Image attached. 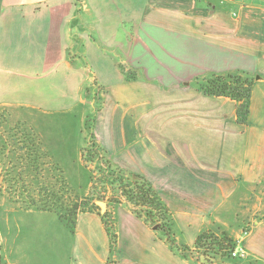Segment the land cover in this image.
<instances>
[{
    "label": "crops",
    "instance_id": "obj_1",
    "mask_svg": "<svg viewBox=\"0 0 264 264\" xmlns=\"http://www.w3.org/2000/svg\"><path fill=\"white\" fill-rule=\"evenodd\" d=\"M147 1L153 2V7L149 3L147 10L140 11V23L133 21L129 28L124 22L123 27L120 25V14L118 18L109 3H97L96 19L91 28L105 44L130 42L141 45L139 52H158L180 74V82H175L177 85L166 86H170L173 93L165 91V100L162 101V105L168 108L163 120L168 122L173 119L180 124L179 127L176 125L175 137H164V140L167 138L165 149L160 153L154 149L144 150L143 147L140 153L135 148L133 153H128L127 159L131 164L129 167L142 168L143 176L168 206L175 226L173 232L179 243L193 250L202 232L213 229L215 225L225 229L218 220L234 212L238 223L239 214L227 206L235 194L239 191L247 193L254 187L262 192L264 188V3L244 0L238 3L240 12L231 14L211 0ZM82 4L74 6L71 0L0 1V95L9 88L19 91V84L13 87L6 84L7 74L11 71L30 81L37 78L40 74L38 70H41L37 66L40 53L44 56L43 70L51 69L59 76L77 73L69 59L68 41L79 35L88 43L91 30L86 24L88 21L82 20V11L87 7ZM131 10L135 11L134 8ZM121 32L125 38H121ZM156 34L174 41L176 53L163 47L161 37ZM86 48L88 52L85 53L90 55L91 60L100 59L106 53L112 65H120L113 51L109 56L101 48L93 52L89 45ZM134 51L129 50V57L133 58L134 54L136 59L132 60L139 65L138 62L143 61L146 55L138 56ZM93 65L97 67L95 62ZM11 67L13 69L8 71ZM239 70L247 71L254 77L248 125L237 123L234 100L209 96L198 89V81L203 78ZM186 80L188 82H184ZM171 107L174 110L171 111ZM137 156L140 160L136 163ZM260 198L262 200L257 209L262 213L256 215L255 208L248 221L247 218L241 221L243 226L249 222L247 235H243L242 229L233 235L227 230L241 241L248 252L247 258L239 264H264V196ZM39 212L48 216L57 215L49 211ZM128 214L125 217H132L129 218L130 235L139 236L140 242L142 238L146 239L147 243L120 249L121 255L115 264H217L211 256L203 260V255L198 259L197 253L186 249L173 251L162 234L151 231L145 222L143 230L137 225L139 218ZM81 215H88L91 223L101 219L92 212L80 213L78 218ZM33 230H29L28 234ZM14 231L18 236V224ZM90 231L85 240L87 243L76 245V252H80L79 256L85 259L82 264H96L98 242L102 251L104 244L108 245L109 238L103 226L98 242H95L98 233L93 228ZM192 233L196 239L190 243ZM40 234L43 239L30 244L35 256L34 264H54L58 261L57 255L62 257L60 264H72V256L66 258L65 245L55 229L44 228ZM12 239L13 242L7 241V245L19 252V238ZM119 241H122L121 234L118 235ZM0 245H3L2 240ZM43 258L47 261L42 263ZM3 259L7 264L6 257L0 252V261Z\"/></svg>",
    "mask_w": 264,
    "mask_h": 264
},
{
    "label": "rangeland",
    "instance_id": "obj_2",
    "mask_svg": "<svg viewBox=\"0 0 264 264\" xmlns=\"http://www.w3.org/2000/svg\"><path fill=\"white\" fill-rule=\"evenodd\" d=\"M61 1L70 2V0ZM211 1L223 7L227 13L237 14L240 12L238 3L244 0ZM245 1L264 3V0ZM71 2L74 6L83 5L82 3L87 5L88 9L84 6L85 9L82 11V20L88 21H86V24L88 29L91 30V33L89 32L90 36L87 38L88 43H85L79 35L73 36L68 41L69 59L77 73H65L59 76L52 73L51 69L48 71L43 70L44 56L42 57L39 51L37 66L41 70H37L40 71V74L33 81L13 74V71L7 74L8 81L6 84L8 87L19 84V91L11 88L7 89L0 95V105L12 107L14 109L13 118L21 117L35 125L41 133L44 143L56 154L57 159L68 171V177L72 184L79 192L84 194L90 191L98 193L103 184L104 176L109 173L116 175L115 189H110L106 194L112 201L109 203L105 200H97L107 203V207L103 212L97 201L96 203L101 213H108V220L116 225V231L119 236L122 235V241H117L116 246L111 251L108 240V245L104 244L102 251L98 242L102 226L107 234L102 219L91 223L87 219L88 215H81L77 218L75 227L72 230L57 215L48 216L40 213L41 210L20 209L7 193L1 190L2 165L0 163V240L3 241V245H0V252L6 257L7 264L36 263L30 244L37 242L38 239H43L40 231L44 228L55 229L60 234L65 245L66 258L71 255L72 264H82L81 261L85 260L82 256H79L80 252H76V245L83 242L87 243L85 240L91 232L90 228H93L98 233L95 234L97 238H95V242H98V249L95 251L98 256L94 259L95 263L115 264L116 260L120 258L119 255H121L120 249H124V247L127 249L132 248L134 245L139 246L138 243H147L146 239L142 238L143 241L140 242L141 238L139 236L130 235L131 223L129 218L132 219V217H125L126 214L129 215L128 213L134 215L135 218H139L138 221L136 220L137 225L143 230L145 229V222L151 231L162 234L161 236H164L165 240L167 238L160 223L147 219L141 208L122 194L121 189H119L118 178L122 175L126 177L135 175L134 179L144 177L142 168L133 167V165L129 167L131 165L128 164L127 159L129 152L133 153L134 149L137 148L142 153L144 148V150L154 149L160 153L165 149L164 144L167 138L164 140V137L170 135L175 137L176 125L179 127L180 124L175 120L173 121V119H169L168 122L163 120L166 115L165 111L168 108L166 109V106L162 105V101L165 100L163 98L166 92L168 94L173 93L170 86H166L177 85L175 82H180L178 79L180 74L176 72L174 66L165 62L158 52L154 50L147 53L139 52L141 45H134L130 42L121 43L120 45L106 43V46L101 39L102 37L96 36V32L93 31L94 28H91V24L96 19L97 3L104 5L109 3L112 6L111 8L116 11L115 15L118 18L120 14V25L123 27L122 22H124L129 28L133 21L140 23L141 12L150 7L149 3L151 1L71 0ZM152 4L153 2L151 7H153ZM132 8L135 11L131 10ZM156 35L161 37L160 34ZM120 36L125 38V34L122 32ZM161 39V45L175 54L174 41H168L165 38L164 40L163 37ZM86 45H89L92 52L101 48L102 52L107 51L109 56H112L110 51H113L120 65H112V60L105 55L106 53H103L100 59L94 58L91 60L90 55L85 53V51L88 52ZM131 49L137 51L136 55L138 56L141 54L146 55L143 61L138 62L139 65L133 61L136 59L134 54L133 58L129 57V50L131 51ZM94 62L97 67L93 65ZM12 67L8 71L12 70ZM12 74L13 76H11ZM131 80H134V82ZM170 110L172 111L174 108L171 107ZM95 140L101 145L100 149L96 147ZM139 156L142 157L143 155ZM139 156H137L136 163L140 160L138 159ZM109 163L112 164L111 169L106 167ZM119 169L122 170L123 174L120 173ZM90 173L95 178L94 184H92L89 177ZM112 178L115 179V177ZM262 195L264 196V188L262 192L256 187L250 188L247 193L239 191L227 203L230 209L239 214L238 223L237 217H234V212L218 221L223 223V228L230 231L232 235L238 229H242L243 232L249 230V222H246L243 226L241 221H244L245 218L248 221V218L252 216L253 209L255 210L260 206ZM262 208L264 209V204ZM261 213L262 210L257 209L256 215ZM16 224L19 225L20 230L18 236L14 231ZM221 228L219 225H215L213 229L209 230L220 232ZM31 229H34L33 232L28 234ZM173 231H175V226H173ZM12 232L14 233L12 234ZM193 234H190V243L196 239L193 238ZM12 237L19 238V252L7 245V241L13 242ZM174 237L177 246L197 253L198 259L201 255H203V260H206L209 256L203 254L202 249H196L195 245L193 250L188 246L181 245L176 238V234H174ZM125 251L127 252V250ZM211 257L217 260V264H238L241 261L232 259L227 254L217 257L212 255ZM60 258L62 257L57 255L56 259L58 261H55L54 264L62 263ZM43 261H47L46 258L41 260L42 263ZM0 264H5L4 259L0 261Z\"/></svg>",
    "mask_w": 264,
    "mask_h": 264
},
{
    "label": "trees",
    "instance_id": "obj_3",
    "mask_svg": "<svg viewBox=\"0 0 264 264\" xmlns=\"http://www.w3.org/2000/svg\"><path fill=\"white\" fill-rule=\"evenodd\" d=\"M253 85L254 77L241 70L214 74L198 81V89L206 95L227 97L236 102V121L239 125L249 124ZM13 110L9 105H0L1 190L20 209L54 212L72 230L80 213L98 214L104 223L112 251L118 241L116 225L109 222L107 212L99 211L96 201H112L106 194L110 189H115L116 175L109 173L104 176L98 193L79 192L35 125L21 117L13 118ZM95 142L100 149L101 145ZM111 166L110 163L106 165L107 169H111ZM119 171L122 173V170ZM89 177L94 184V176L90 173ZM133 177L119 176L122 194L140 207L147 219L160 223L171 249L179 251L181 248L176 245L168 206L146 178ZM235 245L236 239L227 230L204 231L195 241L196 249H202L203 254L215 257L227 254L232 259L240 260L229 255Z\"/></svg>",
    "mask_w": 264,
    "mask_h": 264
},
{
    "label": "built area",
    "instance_id": "obj_4",
    "mask_svg": "<svg viewBox=\"0 0 264 264\" xmlns=\"http://www.w3.org/2000/svg\"><path fill=\"white\" fill-rule=\"evenodd\" d=\"M249 230H244L243 235H247ZM229 255L233 258L244 260L248 256V252L244 246H242L240 240H236V245L230 249Z\"/></svg>",
    "mask_w": 264,
    "mask_h": 264
},
{
    "label": "water",
    "instance_id": "obj_5",
    "mask_svg": "<svg viewBox=\"0 0 264 264\" xmlns=\"http://www.w3.org/2000/svg\"><path fill=\"white\" fill-rule=\"evenodd\" d=\"M97 203L100 205L101 211L103 212V210L107 207V203L105 201H97Z\"/></svg>",
    "mask_w": 264,
    "mask_h": 264
}]
</instances>
